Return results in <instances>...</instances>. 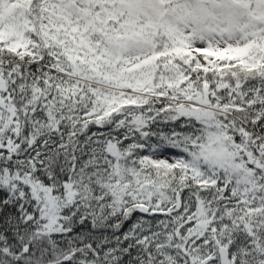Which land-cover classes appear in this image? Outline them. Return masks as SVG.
Returning <instances> with one entry per match:
<instances>
[{
	"label": "snow or ice",
	"instance_id": "6c2138e0",
	"mask_svg": "<svg viewBox=\"0 0 264 264\" xmlns=\"http://www.w3.org/2000/svg\"><path fill=\"white\" fill-rule=\"evenodd\" d=\"M0 264H264V0H0Z\"/></svg>",
	"mask_w": 264,
	"mask_h": 264
}]
</instances>
